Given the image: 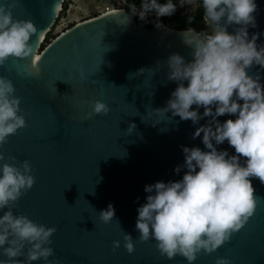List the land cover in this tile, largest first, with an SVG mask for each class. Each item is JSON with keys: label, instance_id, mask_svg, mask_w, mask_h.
I'll return each instance as SVG.
<instances>
[{"label": "water", "instance_id": "95a60500", "mask_svg": "<svg viewBox=\"0 0 264 264\" xmlns=\"http://www.w3.org/2000/svg\"><path fill=\"white\" fill-rule=\"evenodd\" d=\"M64 2L18 0L11 10L13 18L31 19L37 27L30 37L33 54L0 64V75L12 81L26 120L0 145V152L16 157L9 163L28 159L35 176L12 211L55 226L50 238L53 264H187L181 255L162 256L154 239L139 240L135 223L147 195L144 185L182 177L186 169L174 172L183 164L182 145L204 150L192 132L207 117L193 124L175 116L153 126L160 117L151 110L147 114L148 109L163 107L177 86L166 79L169 54L193 58L192 46L184 42L191 34L164 23L149 25L119 8L76 22L43 47ZM255 2L256 26L247 31L249 36L258 33L257 44L264 45V0ZM236 27L229 24L227 30ZM205 29L209 31L206 24ZM158 61L159 70L152 72ZM140 68L145 71L137 74ZM257 70L264 90V69L253 65L247 71ZM96 99L109 106L108 113H92L90 101ZM227 118L235 117H217L221 122ZM130 122L135 127L127 133ZM217 148L234 153L227 141ZM250 179L254 195L262 198L254 214L216 250L198 253L192 264H214L217 256L229 258L230 264H264V183ZM109 203L115 211L105 224L99 211ZM124 232L133 238L131 253L123 246ZM114 240L120 241L115 248Z\"/></svg>", "mask_w": 264, "mask_h": 264}, {"label": "clouds", "instance_id": "9594fccd", "mask_svg": "<svg viewBox=\"0 0 264 264\" xmlns=\"http://www.w3.org/2000/svg\"><path fill=\"white\" fill-rule=\"evenodd\" d=\"M17 3L18 0L0 2V64L9 57L25 58L33 54L30 37L37 27L31 19L13 18L11 10ZM177 3L195 5L197 0H141L139 10L133 6L131 15L141 20L152 13L157 18L170 16ZM199 3L209 31L187 30L191 35L184 42L192 46L191 60L186 61L178 53L169 54L164 62L166 79L176 81L177 86L163 107L148 109L147 114L151 110L159 115L153 126L175 116L193 124L207 117L192 132L193 139L200 137L204 150L182 145L183 164L174 167L176 173L186 169L182 177L144 185L147 195L137 208L135 223L139 240L152 238L162 256L170 259L181 255L187 264H192L201 251L216 250L245 224L262 199L254 195L250 178L258 177L264 183V90L259 70L247 71L253 65L264 69V45L257 44L258 33L249 36L247 31L249 26H256L257 4L255 0H199ZM129 18L127 15L124 19ZM187 20L191 23L192 17ZM229 24L239 27L229 32ZM156 26L163 27L159 22ZM32 65L35 67V61ZM160 66L158 61L157 68L150 70H159ZM143 71L140 68L137 74ZM14 92L12 81L0 75V145L26 124L20 98ZM90 104L93 114H106L110 110L100 99ZM201 107L203 112H198ZM224 114L235 118L223 122L217 119ZM134 127L130 122L126 132L131 133ZM225 141L234 148V153L218 150L217 145ZM8 160L15 161L16 157H6L0 152V210L8 206L0 214V256L7 257L0 258V264H32L37 260L53 264L49 257L53 254L50 238L55 226L12 211L14 203L35 182L32 165L28 159L18 163ZM114 211L109 203L99 211L100 220L107 224ZM119 245V240L113 241L114 248ZM123 246L129 253L134 250L133 238L127 232L123 234ZM214 264H230V260L217 256Z\"/></svg>", "mask_w": 264, "mask_h": 264}, {"label": "rangeland", "instance_id": "374dc122", "mask_svg": "<svg viewBox=\"0 0 264 264\" xmlns=\"http://www.w3.org/2000/svg\"><path fill=\"white\" fill-rule=\"evenodd\" d=\"M69 3L66 13L61 11L59 18L55 23V27L51 29L49 33L52 36H57L61 32L65 31L72 25L76 24L78 20L86 19V17H92L105 6L107 0H66ZM195 5H178L177 10L180 12H193L196 9ZM146 21V19L144 20ZM53 38H51L52 40ZM45 42V41H44Z\"/></svg>", "mask_w": 264, "mask_h": 264}, {"label": "trees", "instance_id": "16d2710c", "mask_svg": "<svg viewBox=\"0 0 264 264\" xmlns=\"http://www.w3.org/2000/svg\"><path fill=\"white\" fill-rule=\"evenodd\" d=\"M126 1H127V3L125 5V8L131 13H132L133 6L136 7V6L140 5V2H141V0H126ZM174 2H177V0H174ZM178 5H179V3H177L175 11L170 16H161V17H159V19L162 20V22L164 24H166L167 26L172 27V28H176V29H189V28H191L197 32H205L206 31V29H205L206 23L202 19L203 8H202V5H200L199 0H197L196 9L193 12H180L177 10ZM68 6H69V3H68V1L65 0V2L63 3V9H62L63 12L62 13L67 12ZM188 16L192 17L191 23H189L187 20ZM148 24L151 25V23H148ZM54 27L55 26H53V28ZM51 38H55V36H52L51 33H48L44 39L45 42L43 44V47L51 41Z\"/></svg>", "mask_w": 264, "mask_h": 264}, {"label": "built area", "instance_id": "2783aa9c", "mask_svg": "<svg viewBox=\"0 0 264 264\" xmlns=\"http://www.w3.org/2000/svg\"><path fill=\"white\" fill-rule=\"evenodd\" d=\"M126 3H127L126 0H107L105 6L97 14L106 13V12H109V11H114V10L119 9V8H125ZM139 6L140 5L135 7L137 9V11L139 10ZM146 22L151 23V24H154V23H157V22L163 23L162 20H160L159 18H157L154 15V13L149 14L147 16Z\"/></svg>", "mask_w": 264, "mask_h": 264}, {"label": "crops", "instance_id": "0c3cea01", "mask_svg": "<svg viewBox=\"0 0 264 264\" xmlns=\"http://www.w3.org/2000/svg\"><path fill=\"white\" fill-rule=\"evenodd\" d=\"M76 1V0H75ZM103 8V7H102ZM101 10V9H100ZM87 18V17H86ZM79 21H82V20H78L77 22H79Z\"/></svg>", "mask_w": 264, "mask_h": 264}]
</instances>
